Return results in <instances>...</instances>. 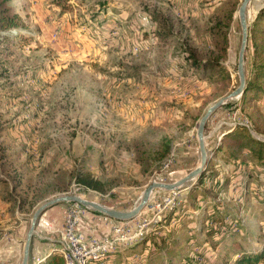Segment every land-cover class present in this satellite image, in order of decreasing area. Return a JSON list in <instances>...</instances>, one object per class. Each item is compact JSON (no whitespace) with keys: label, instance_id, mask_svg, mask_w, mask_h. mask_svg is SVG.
<instances>
[{"label":"rangeland","instance_id":"rangeland-1","mask_svg":"<svg viewBox=\"0 0 264 264\" xmlns=\"http://www.w3.org/2000/svg\"><path fill=\"white\" fill-rule=\"evenodd\" d=\"M100 1L68 0L63 10L52 0L8 2L24 27L0 39V264H20L31 214L47 198L83 193L127 210L150 181L169 183L194 168L197 117L237 85L236 13L218 62L208 34L226 0ZM261 7L264 0L248 2L247 26ZM194 59L196 67L207 64L196 68ZM252 60L247 37L245 75ZM244 123L248 134L264 140V93L226 100L204 125L211 177L191 195L204 207H225V221L235 227L221 249L204 250L208 264H221L217 256L229 246L230 252L264 250V164L241 145L245 138L223 136ZM162 138L169 150L156 161ZM75 172L98 181L89 188L94 192L77 190ZM191 186L153 189L141 211L126 221L130 238L116 241L105 264L113 251L149 233L169 209L185 205L176 218L182 227L196 217L198 210L186 198ZM62 205L41 215L55 221ZM52 247L33 233L27 264H40L57 252Z\"/></svg>","mask_w":264,"mask_h":264},{"label":"trees","instance_id":"trees-1","mask_svg":"<svg viewBox=\"0 0 264 264\" xmlns=\"http://www.w3.org/2000/svg\"><path fill=\"white\" fill-rule=\"evenodd\" d=\"M8 2L9 0H0V39L5 38L6 35L18 28L24 27L20 17L11 10ZM52 2L62 10L68 6V0H52ZM98 3L103 4L100 0H98ZM237 4L238 0H226L222 12L214 18L209 27L208 34L211 36L213 46L217 51V55L213 58L214 62H218L226 52L227 38L225 30L233 20ZM262 22H264V7L257 10L250 25L247 26L253 60L250 75H245L244 90L240 95L242 101H245L247 97H253L254 94L264 93V82L261 81L264 79V37H261L264 34V27H262ZM16 33L18 34V32ZM192 62L194 67L198 66L196 59ZM206 64L203 61L199 65L203 67ZM202 67L196 68L201 69ZM235 126L238 127L237 131L230 129L223 136L233 139L238 135V137L245 138V142L241 145H245V148L264 164V140L256 139L248 134L245 125L237 124ZM159 146L154 156L156 161L162 160L169 150L168 141L164 138L161 139ZM208 172V169H203L186 195V198H190L189 200L192 202L190 209L198 210L196 217L186 221V223L191 222L192 226L183 223L185 226L182 227L176 219L181 210L186 209L184 204L182 207L171 208L150 228L149 233L141 235L113 251L112 259H109L107 264H208L205 257H203L204 250L206 248L214 250L217 247L221 249L224 239L229 238V235H233L235 228L225 221V217L228 215L225 207H204L199 203L196 204L197 194L193 193L191 195L194 188L197 190L211 177L210 174H207ZM74 178L76 184L83 188H97L98 181L87 173L75 172ZM11 191H13V187L10 188ZM11 199L10 201H13ZM170 224L171 227L168 229ZM182 230L185 233H178ZM229 247L224 248L221 257L218 255V259L216 258L222 261L221 264H258L264 257V250L262 249L243 251L236 247L235 250L230 252L233 248L230 249ZM192 249H200L201 252ZM233 255H236V257L232 259ZM104 258L95 261L93 264H105L106 260L104 261ZM40 264H63V260L57 252L52 251L40 261Z\"/></svg>","mask_w":264,"mask_h":264},{"label":"built area","instance_id":"built-area-1","mask_svg":"<svg viewBox=\"0 0 264 264\" xmlns=\"http://www.w3.org/2000/svg\"><path fill=\"white\" fill-rule=\"evenodd\" d=\"M77 190L94 192L79 185ZM80 196L83 197V193ZM125 224L126 221L113 219L69 201L62 205L58 221H51L41 215L34 233L38 238L52 242L51 250L57 251L63 264H93L130 238L125 235L128 230ZM116 241H119L118 245H115Z\"/></svg>","mask_w":264,"mask_h":264},{"label":"water","instance_id":"water-1","mask_svg":"<svg viewBox=\"0 0 264 264\" xmlns=\"http://www.w3.org/2000/svg\"><path fill=\"white\" fill-rule=\"evenodd\" d=\"M249 1L250 0H240L236 9V16L240 29V40L237 51V57H236L237 85L231 91H229L225 95L219 97L214 102H212L198 118L197 124L195 126V137L197 140V150H198L199 160L196 166L169 183L155 181V180L150 181L142 189L137 203L127 210H118L110 206H107L103 203L71 193H62L47 198L43 202L39 203L31 214L29 225L24 236L20 264H27L28 254L30 250V242L33 237L37 219L46 209L54 205L64 204L65 202H69V201L77 202L87 208L101 212L113 219L119 221H128L135 218V216L141 211L143 206L146 204L149 195L153 189L174 191V190L186 189L192 185L195 179L200 175V173L205 168L209 159V153L206 151L204 146V134H203L206 120L213 112H215L216 109H218L222 104H224L226 100L239 97L244 90V85H245V72L243 65L244 50L246 47L247 37H248L245 12H246V6Z\"/></svg>","mask_w":264,"mask_h":264},{"label":"crops","instance_id":"crops-1","mask_svg":"<svg viewBox=\"0 0 264 264\" xmlns=\"http://www.w3.org/2000/svg\"><path fill=\"white\" fill-rule=\"evenodd\" d=\"M55 221H58V219H57V220H55Z\"/></svg>","mask_w":264,"mask_h":264}]
</instances>
